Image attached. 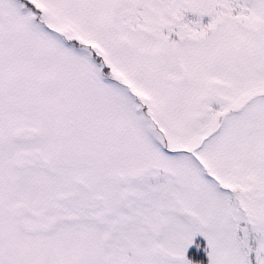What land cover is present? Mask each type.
Instances as JSON below:
<instances>
[{
	"label": "snow or ice",
	"instance_id": "1",
	"mask_svg": "<svg viewBox=\"0 0 264 264\" xmlns=\"http://www.w3.org/2000/svg\"><path fill=\"white\" fill-rule=\"evenodd\" d=\"M0 264H264V0H0Z\"/></svg>",
	"mask_w": 264,
	"mask_h": 264
}]
</instances>
